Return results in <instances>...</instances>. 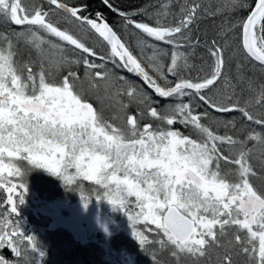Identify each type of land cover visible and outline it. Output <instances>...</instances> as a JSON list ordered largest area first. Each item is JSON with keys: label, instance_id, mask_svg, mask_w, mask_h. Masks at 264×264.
<instances>
[{"label": "snow or ice", "instance_id": "obj_1", "mask_svg": "<svg viewBox=\"0 0 264 264\" xmlns=\"http://www.w3.org/2000/svg\"><path fill=\"white\" fill-rule=\"evenodd\" d=\"M100 3L127 40L83 0H0V264L43 256L33 167L102 190L153 264H264V0Z\"/></svg>", "mask_w": 264, "mask_h": 264}, {"label": "trees", "instance_id": "obj_2", "mask_svg": "<svg viewBox=\"0 0 264 264\" xmlns=\"http://www.w3.org/2000/svg\"><path fill=\"white\" fill-rule=\"evenodd\" d=\"M69 3H77L78 0H68ZM89 5L86 15H93L95 11H102L106 20L111 24L115 30H117L121 36L126 40L128 37L122 30V22L118 16L105 9L100 0H83ZM122 10L130 11L136 7L144 6L149 3H154L155 0H113ZM251 4V0H248ZM247 14L246 10H240L233 14V21L239 19ZM141 19V17H137ZM219 23V20L217 21ZM207 27V23L200 25L201 32ZM209 35H212L211 29H209ZM130 45H135L134 39L129 40ZM136 48V47H134ZM134 53L139 54V50L133 49ZM199 55V53H198ZM194 63H200L199 60H194ZM195 75V73H193ZM237 115L238 114H234ZM230 119L231 116L226 117ZM147 122V121H146ZM179 127V125H177ZM185 134H188L185 132ZM31 172L35 177L42 178L46 186V189H51L53 184L62 182L57 178H49L43 174H39L33 167ZM36 174V175H35ZM28 177V176H26ZM25 177V178H26ZM69 189L71 195H66L62 192L53 191H41L36 190V186L32 183L27 184V188L35 191V194L44 203H53L54 200L60 198L61 200H79L82 203L81 195L86 197L88 203H97L96 200H104L103 198L97 199V192L103 197L102 190L96 188L93 184H87L85 182L77 183L73 188ZM81 186V188H80ZM59 187V185H58ZM59 189V188H58ZM4 194L0 193V200H4ZM18 202V201H17ZM48 210V209H47ZM50 210V211H49ZM48 211L52 212V209ZM4 211L2 205H0V212ZM18 219L20 221L21 229L36 237V244L39 252H43V256H37L36 264H153L151 257L140 247L137 240L124 232H120L111 240H106V243L102 240L104 238L98 235L93 237L78 238L76 232L69 226L60 224H54L52 222L53 216L45 213H37L32 204L24 197V203L18 207ZM8 253L5 251L4 253ZM122 255L123 260L120 259Z\"/></svg>", "mask_w": 264, "mask_h": 264}, {"label": "rangeland", "instance_id": "obj_3", "mask_svg": "<svg viewBox=\"0 0 264 264\" xmlns=\"http://www.w3.org/2000/svg\"><path fill=\"white\" fill-rule=\"evenodd\" d=\"M35 169L39 172L38 175L43 174L49 178H57L61 181L59 176H53L42 168ZM26 176H28L25 178L26 183H32L36 186V190L39 189L44 192L50 190L53 192H62L68 196L71 195V191L66 189L62 182L57 183V185L53 184L51 189H46L42 178L35 177L31 171ZM25 196L37 213L50 214L49 209H52L50 215L53 218L51 221L54 222L55 226L60 223L69 226L77 233L79 239L85 237L95 238L94 236L98 235L104 238L102 241L106 243V240H111L112 237L120 232L132 236L129 220L125 213L119 208L113 210L112 206L105 199L96 200L97 203H88L87 207H85L83 203L78 202L79 200L76 199L61 200L58 198L53 203H44L40 201L35 191L29 188H27ZM119 257L122 260L124 259L122 255Z\"/></svg>", "mask_w": 264, "mask_h": 264}, {"label": "bare ground", "instance_id": "obj_4", "mask_svg": "<svg viewBox=\"0 0 264 264\" xmlns=\"http://www.w3.org/2000/svg\"><path fill=\"white\" fill-rule=\"evenodd\" d=\"M132 47H133V49H136V50H138V48H134L135 47V45H131Z\"/></svg>", "mask_w": 264, "mask_h": 264}]
</instances>
